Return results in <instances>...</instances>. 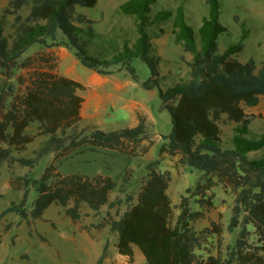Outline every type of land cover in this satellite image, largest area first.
<instances>
[{
    "label": "trees",
    "instance_id": "16d2710c",
    "mask_svg": "<svg viewBox=\"0 0 264 264\" xmlns=\"http://www.w3.org/2000/svg\"><path fill=\"white\" fill-rule=\"evenodd\" d=\"M155 2L126 0L117 7V14L133 21L134 37L128 39L113 32L96 33L94 22L77 11L93 8L96 0H8L0 13V167L5 166L9 187L20 191L21 198L3 209L0 219L14 214L27 221L40 220L51 205H57L77 222L86 215L83 207L92 215L114 209L113 216L106 212L90 227L95 231L107 227L116 236L118 254L131 264L134 247L143 264H264V156H250L264 149V132L254 134L243 120V108L264 100V60L257 66L252 59H237L248 35L244 24L237 42L218 53L217 38L226 31L219 19V0H204L207 15L198 27L180 6L152 13ZM163 24L170 25L174 43L191 57L181 58L188 68L184 81L166 84L170 74L160 71L162 59L153 40L163 35ZM95 39L103 57L90 51L97 49ZM32 47L38 50L25 56ZM58 47L98 75L124 71L142 90L156 92L157 111L167 112L171 123L167 134H159L160 152L176 156L178 165L201 174L176 206L167 194L170 174L159 169V159L145 165L135 200L131 194L111 200L117 183L110 176L58 172V162L84 151L106 150L131 160L143 157L153 145L140 114L132 128L103 131L82 125L83 99L78 93L84 86L57 73L52 49ZM135 60L148 69L142 81ZM223 116L234 124L228 140L222 138ZM32 127L34 132H29ZM38 138H42L38 147L26 155ZM49 155L39 178L31 179L29 171ZM15 169L27 172L16 175ZM132 173L131 168L124 170L121 190ZM217 184L233 195L226 231L238 227L239 232L232 244H223L216 223L211 230L200 231L191 225L213 206L210 191ZM30 187L35 197L27 207ZM173 208L178 211L175 218ZM107 248L105 241L97 263Z\"/></svg>",
    "mask_w": 264,
    "mask_h": 264
},
{
    "label": "rangeland",
    "instance_id": "374dc122",
    "mask_svg": "<svg viewBox=\"0 0 264 264\" xmlns=\"http://www.w3.org/2000/svg\"><path fill=\"white\" fill-rule=\"evenodd\" d=\"M126 0H96L93 8H77V11L93 21L92 28L98 34L115 33L119 37L131 39L134 37V25L131 18L117 14V7ZM221 6L220 22L226 31L217 38L218 53H222L229 45L237 42L240 35V25L244 24L248 35L244 41L242 52L237 56L240 62L252 59L258 66L264 60V0H219ZM8 0H0V13ZM178 6L188 16L190 23L198 27L202 18L207 15V6L204 0H156L152 7V13L160 10L175 9ZM163 35L153 40L157 54L161 57L160 71L168 75L166 84L184 81L188 78V68L184 61L191 59L190 55L183 54L180 47L174 43L170 25L163 24ZM97 49L90 51L103 57L100 41L95 39ZM95 45V46H96ZM38 47H32L26 53L30 55L37 51ZM53 54L58 59L57 73L60 74L59 65L70 67L74 57H63L64 48H54ZM63 57V58H61ZM61 58V60H60ZM183 58V60H181ZM77 71L89 73L78 61ZM133 66L142 81L148 76L147 67L139 61H134ZM121 80L129 77L121 71ZM113 85L106 83V89ZM133 86L124 88L119 97L111 98L102 110V114L96 118L97 127L103 131H114L131 128L133 119L125 105L135 99L142 103L146 110V127L150 133L153 145L148 152L140 158L125 160L113 152L99 150L96 152L84 151L71 155L67 159L58 162V172L61 175H107L116 180L117 186L111 192L110 198H123L125 194L136 195L145 175V165L155 159H159V169L168 171L170 183L167 194L173 206L179 202L187 187H193L200 173L189 167H182L177 163L176 156H169L160 152L162 140L159 134H167L171 129L170 117L167 112H158L159 99L155 91H144ZM88 94V93H87ZM243 120L249 123V128L254 134L264 132V100L260 99L257 106L243 108ZM83 125V124H82ZM234 124L222 117L220 124L222 138L228 140L232 136ZM34 132V127L29 129ZM42 138H38L28 147L27 154L37 148ZM250 156H264V149L251 153ZM51 156L42 159L38 166L29 171L31 179H38L45 165L50 162ZM126 168L133 170L132 177L127 186L121 190V176ZM26 169H15L16 175L26 173ZM8 173L5 166L0 167V212L11 202H19L20 191H13L8 184ZM213 206L204 212L203 217L192 222V227L197 230L212 229V223H216L222 230L223 244H232L238 235L239 228L232 233L226 231V226L231 216L233 195L229 190L217 184L211 191ZM35 197L34 189L29 188L26 206L29 207ZM193 209L198 210L196 206ZM84 215L77 222L71 221L64 213V209L57 205H51L43 214L42 219L27 221L14 214H7L0 219V264H131L128 259L119 255L115 244L116 236L108 232L107 227L95 231L90 226L97 224L106 212L114 215V209L103 208L97 215H92L87 207L82 208ZM178 211L173 208V218ZM37 234L46 239L42 242ZM108 242V248L104 258L98 262L104 242ZM134 261L132 264H143L144 260L140 252L134 247Z\"/></svg>",
    "mask_w": 264,
    "mask_h": 264
},
{
    "label": "crops",
    "instance_id": "0c3cea01",
    "mask_svg": "<svg viewBox=\"0 0 264 264\" xmlns=\"http://www.w3.org/2000/svg\"><path fill=\"white\" fill-rule=\"evenodd\" d=\"M64 51L65 54L63 57H73L71 52L65 49ZM59 69L60 75L79 82L84 86V90L78 93L83 99L80 109V116L82 120L81 123L83 125L97 126L95 120L102 114V110L104 109L106 103L111 100V98L119 97L122 90L127 86L138 88L137 83L132 82L130 78L127 80H121L119 77H117L121 71L113 73L109 76H101L90 70L89 73H80L77 71V62L73 59L72 65L70 67H63L60 64ZM106 83H111L113 87L111 89H106ZM125 108H127V110L130 112L133 119L132 127H135L138 123L137 114L143 115L146 118L145 114L147 112L144 106L135 99L129 101L125 105Z\"/></svg>",
    "mask_w": 264,
    "mask_h": 264
}]
</instances>
